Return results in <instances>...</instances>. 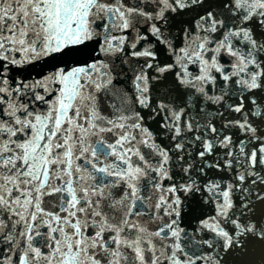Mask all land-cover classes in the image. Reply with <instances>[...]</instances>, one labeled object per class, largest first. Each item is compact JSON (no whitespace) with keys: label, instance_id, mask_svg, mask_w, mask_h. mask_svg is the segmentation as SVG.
I'll return each instance as SVG.
<instances>
[{"label":"snow or ice","instance_id":"6c2138e0","mask_svg":"<svg viewBox=\"0 0 264 264\" xmlns=\"http://www.w3.org/2000/svg\"><path fill=\"white\" fill-rule=\"evenodd\" d=\"M0 264H264V0H0Z\"/></svg>","mask_w":264,"mask_h":264}]
</instances>
